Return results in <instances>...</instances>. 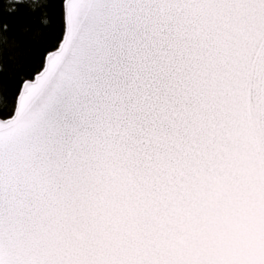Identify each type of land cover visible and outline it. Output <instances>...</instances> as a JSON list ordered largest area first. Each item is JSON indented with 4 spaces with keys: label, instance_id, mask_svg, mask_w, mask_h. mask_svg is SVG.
I'll return each instance as SVG.
<instances>
[{
    "label": "snow or ice",
    "instance_id": "snow-or-ice-1",
    "mask_svg": "<svg viewBox=\"0 0 264 264\" xmlns=\"http://www.w3.org/2000/svg\"><path fill=\"white\" fill-rule=\"evenodd\" d=\"M6 11L0 264H264V0Z\"/></svg>",
    "mask_w": 264,
    "mask_h": 264
},
{
    "label": "trees",
    "instance_id": "trees-1",
    "mask_svg": "<svg viewBox=\"0 0 264 264\" xmlns=\"http://www.w3.org/2000/svg\"><path fill=\"white\" fill-rule=\"evenodd\" d=\"M8 6V0H0V17L8 20L15 27L20 20V13L18 12H8L6 8ZM37 18L42 21L43 17L37 13Z\"/></svg>",
    "mask_w": 264,
    "mask_h": 264
}]
</instances>
